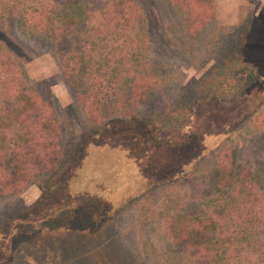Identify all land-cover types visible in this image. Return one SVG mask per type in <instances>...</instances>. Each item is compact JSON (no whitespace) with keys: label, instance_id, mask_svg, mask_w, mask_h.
<instances>
[{"label":"rangeland","instance_id":"374dc122","mask_svg":"<svg viewBox=\"0 0 264 264\" xmlns=\"http://www.w3.org/2000/svg\"><path fill=\"white\" fill-rule=\"evenodd\" d=\"M137 1L156 78L131 118L96 125L78 111L51 51L0 19V46L52 109L66 153L60 171L0 196V264H169L156 231L172 204L194 207L222 160L261 171L264 130L249 119L264 101V0H214L212 19L194 36L163 0ZM250 61L257 80L240 98H221L237 84L226 77ZM183 111L187 127L154 130ZM119 180L134 197L106 202L95 186Z\"/></svg>","mask_w":264,"mask_h":264},{"label":"trees","instance_id":"16d2710c","mask_svg":"<svg viewBox=\"0 0 264 264\" xmlns=\"http://www.w3.org/2000/svg\"><path fill=\"white\" fill-rule=\"evenodd\" d=\"M163 1L183 14L184 30L191 36L214 13V0ZM4 18L51 51L78 111L89 123L131 118L150 94L149 81L156 74L148 62L137 0H0ZM257 78L256 64L245 63L226 77L234 87L237 84L221 98H240ZM189 119L190 112L183 111V117L167 116L153 127L157 132L177 130L187 127ZM249 120L254 130H264V101ZM260 162L261 171L256 172L250 163L222 160L214 169L212 189L194 207L181 201L172 204L159 227L162 232L156 231L169 264H264V157ZM65 163L52 109L30 89L24 72L0 46V196L17 194ZM129 185L119 180L106 189L95 188L108 203L120 195L125 202L134 197L124 190Z\"/></svg>","mask_w":264,"mask_h":264}]
</instances>
